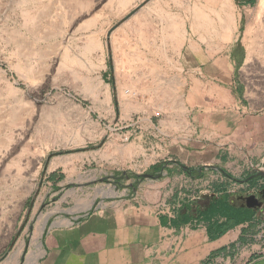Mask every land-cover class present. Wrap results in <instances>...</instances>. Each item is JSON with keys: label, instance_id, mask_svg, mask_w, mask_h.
<instances>
[{"label": "crops", "instance_id": "obj_1", "mask_svg": "<svg viewBox=\"0 0 264 264\" xmlns=\"http://www.w3.org/2000/svg\"><path fill=\"white\" fill-rule=\"evenodd\" d=\"M203 1L204 15L170 12L137 41L120 42L134 24L109 30L114 66L103 77L139 79L119 75L141 65L173 104L158 127L130 134L132 157L95 154L49 172L69 191L82 165L99 178L79 185L84 207L47 213L38 264H264V62L247 25L260 0Z\"/></svg>", "mask_w": 264, "mask_h": 264}, {"label": "rangeland", "instance_id": "obj_2", "mask_svg": "<svg viewBox=\"0 0 264 264\" xmlns=\"http://www.w3.org/2000/svg\"><path fill=\"white\" fill-rule=\"evenodd\" d=\"M194 2L174 0L169 8L161 0H0V72L9 83L0 84V264H38L47 213L58 212L61 202L84 207L88 194L79 185L99 178L82 165L69 191L61 175L52 185L51 170L78 168L95 154L132 157L130 134L150 121L158 127L161 108L173 104L161 97V81L142 79L141 65H124L132 73L119 75L139 79L103 77L114 66L109 30L134 24L120 42L137 41L142 28L161 26L170 12L207 13L203 0ZM247 25L264 62V0ZM262 96L257 105L264 108Z\"/></svg>", "mask_w": 264, "mask_h": 264}, {"label": "water", "instance_id": "obj_3", "mask_svg": "<svg viewBox=\"0 0 264 264\" xmlns=\"http://www.w3.org/2000/svg\"><path fill=\"white\" fill-rule=\"evenodd\" d=\"M145 6V3L141 4L134 12H132L128 17L130 18L131 16H133L138 10L142 9ZM111 33L108 34V36H110ZM255 201V197H250L248 202L250 203V205L248 206L249 208H253L254 206L251 204L252 202Z\"/></svg>", "mask_w": 264, "mask_h": 264}, {"label": "bare ground", "instance_id": "obj_4", "mask_svg": "<svg viewBox=\"0 0 264 264\" xmlns=\"http://www.w3.org/2000/svg\"><path fill=\"white\" fill-rule=\"evenodd\" d=\"M0 84H8V80L3 73L0 72ZM126 92V91H125Z\"/></svg>", "mask_w": 264, "mask_h": 264}, {"label": "trees", "instance_id": "obj_5", "mask_svg": "<svg viewBox=\"0 0 264 264\" xmlns=\"http://www.w3.org/2000/svg\"><path fill=\"white\" fill-rule=\"evenodd\" d=\"M51 179H53V177H51Z\"/></svg>", "mask_w": 264, "mask_h": 264}]
</instances>
